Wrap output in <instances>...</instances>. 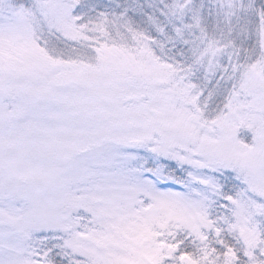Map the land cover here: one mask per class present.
<instances>
[{
    "label": "snow or ice",
    "instance_id": "snow-or-ice-1",
    "mask_svg": "<svg viewBox=\"0 0 264 264\" xmlns=\"http://www.w3.org/2000/svg\"><path fill=\"white\" fill-rule=\"evenodd\" d=\"M0 264H264V0H0Z\"/></svg>",
    "mask_w": 264,
    "mask_h": 264
}]
</instances>
